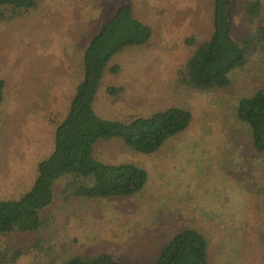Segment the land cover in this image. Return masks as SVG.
<instances>
[{"label":"rangeland","instance_id":"rangeland-1","mask_svg":"<svg viewBox=\"0 0 264 264\" xmlns=\"http://www.w3.org/2000/svg\"><path fill=\"white\" fill-rule=\"evenodd\" d=\"M37 9L0 21L1 105L0 199L17 198L32 185L38 162L53 147V132L83 75L82 52L103 17L123 3L154 29L144 46L112 58L94 107L123 121L169 106L193 114L189 127L157 152L127 149L121 138L96 145L106 163L133 162L148 172L142 192L131 197H60L56 182L41 236L49 254L25 256L18 264H61L79 254L109 252L125 264H151L168 238L193 227L207 237L212 264H262L264 256V157L252 146L248 127L236 116L242 96L264 86V45L232 71L229 88L201 91L179 83V71L194 47L212 32L213 0H38ZM263 9L247 22L246 0H232L236 39L264 24ZM118 67L119 71L111 69ZM109 87L121 88L116 95ZM35 235H2L22 243Z\"/></svg>","mask_w":264,"mask_h":264},{"label":"trees","instance_id":"trees-1","mask_svg":"<svg viewBox=\"0 0 264 264\" xmlns=\"http://www.w3.org/2000/svg\"><path fill=\"white\" fill-rule=\"evenodd\" d=\"M231 2L213 0L212 32L208 39L202 42H197L193 36L185 39L194 49L179 71L178 81L183 86L201 91L229 88L232 71L243 67L251 52L264 45V24L235 38L229 14ZM38 6V0H0V21H12ZM262 9L261 0H246L247 22L254 24ZM153 34V27L136 14L133 6L123 3L103 17L101 25L86 37L82 52L83 75L63 118L54 127L51 151L38 162L35 179L28 190L17 198L0 199V234L35 235L25 243L19 240L5 243L0 248V264H18L32 253L51 252L52 246L41 236V231L46 227L45 212L56 199L57 181L66 180L60 197L67 203L81 198L131 197L142 192L148 182L147 170L133 162L113 164L98 160L94 150L99 142L121 138L127 149L151 154L189 127L193 114L181 106H169L128 121L103 117L94 107L114 55L146 45ZM111 70L118 72L119 68ZM5 88L6 81L0 79V112ZM120 90L109 87L107 92L116 95ZM235 107L238 120L249 129L253 148L264 157V86L239 98ZM1 143L0 116V151ZM61 264L125 263L109 252H101L74 255ZM151 264H212L209 241L200 230L184 228L167 239Z\"/></svg>","mask_w":264,"mask_h":264}]
</instances>
